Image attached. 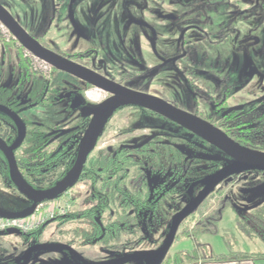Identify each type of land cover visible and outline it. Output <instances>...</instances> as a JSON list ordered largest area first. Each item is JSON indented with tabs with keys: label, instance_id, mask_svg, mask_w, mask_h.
Returning a JSON list of instances; mask_svg holds the SVG:
<instances>
[{
	"label": "flooded vegetation",
	"instance_id": "1",
	"mask_svg": "<svg viewBox=\"0 0 264 264\" xmlns=\"http://www.w3.org/2000/svg\"><path fill=\"white\" fill-rule=\"evenodd\" d=\"M167 1L169 6L166 5ZM196 1L198 2L177 4L176 8L173 9L170 7L173 4L172 0H164L165 3L158 4L160 7L166 8L162 12L152 8L148 12V19L131 17V21L139 24L142 31L134 42L126 39L115 44L111 43L114 48L108 49H114L115 54L110 55L102 54L100 46H98L99 48L92 46V42L101 37H95L94 40L77 22L73 10L76 0L70 2L67 18L64 22L72 33V40H74L68 48L65 45L62 46V39L57 40L50 36L53 32L52 29L42 32L41 35H36L32 30L30 32L26 30L12 16L32 38L53 54L116 83L124 90L127 89L168 102L198 118L202 123L222 131L246 149L260 153L256 148L243 145L239 139L257 138L255 141L257 145H264V83L255 95L252 80L246 75L245 70L240 73L235 81H231V77L221 74L227 68L225 61L222 70L218 69L217 73L213 75L214 82L211 83V88H206L207 91L202 90V81L199 78L194 81L191 79L192 76L198 77L201 71H197L193 67V65L198 64L197 55L196 50L189 46L187 37L190 34H194L196 37L197 34L199 39L204 40L209 34H205L202 24L208 25L210 23L211 29L214 27V22L209 19L210 17H205L207 11L204 9H210L207 7L209 3L204 0ZM260 1L262 2V0ZM228 8V12L232 15L230 4ZM98 16L101 19L106 17V14L101 11ZM157 17L159 20H156ZM174 31H179V35H172ZM44 35L52 38V46L41 41ZM80 41L89 44V46L80 47ZM0 43L7 53L6 83L1 82L4 77L2 67L4 63L0 64V105L7 107L10 112L16 114L25 125L24 139L14 151L19 171L22 177L36 190L53 188L75 166L82 142L93 122L94 115H84L85 108L97 109L114 96L93 85L85 78L76 77L63 71L61 72L72 76L78 82L76 86L62 92L53 81H45L43 70L37 67V63L42 61L23 47L10 30L7 29V34L0 33ZM13 60H16L15 67L11 66ZM46 65L50 67L52 74L54 71H60L48 64ZM231 65L236 67V64L229 60L228 68ZM256 73L264 79V72L258 71ZM156 77L161 82H155ZM155 86L161 89L159 94L155 93ZM94 89L105 93L104 99L99 104H92L91 101H88V93ZM172 94H174V98ZM188 98L199 106L198 110H183L178 106L182 100L185 102ZM64 105V111H60L59 108ZM129 107L138 110L146 118L159 119L160 126L169 129V135L192 140L187 143L188 146L183 147L167 141L162 142L156 135L143 130L146 132L143 134V140H137L138 135L136 140L97 150L98 143L103 138L113 117L121 110ZM51 111L55 113L64 112L68 118L58 120V123L61 122L59 125L49 127L43 121L45 119L44 114ZM3 113L6 114L7 119H0V138L8 146H12L19 137V127L8 113ZM39 117L43 121H39ZM202 147L207 148L205 156L199 151ZM19 151H22V157L18 156ZM191 151L196 154H192ZM262 151L264 152V149ZM260 154L264 155L263 153ZM204 159L214 164L211 168L212 171L205 178L198 166ZM4 163L7 181L13 188L10 190L26 198L11 180L10 167L6 158ZM220 164L224 165L223 170L235 165L236 162L215 145L162 115L137 105H121L105 124L77 180L55 198L61 204L68 203L67 210L64 213L56 214L52 219L42 224L45 229L38 239V244H50L48 241L43 242L42 238L47 228L52 224H55V230L59 231L68 223L85 221L89 225V230L82 234L85 247L93 245L104 251L115 250L119 252L127 249L134 250L139 245L148 246L151 243L148 251L159 250L155 246L153 237L160 226L166 222L168 214L165 215V208H167L168 201L178 194L192 199L196 196V199L204 190L205 182L222 171L217 173L214 171L216 168L217 171L220 169ZM243 173H252V171ZM256 173L264 175V172L258 171ZM231 176L226 177L219 184ZM79 184L85 186L82 210L76 209L79 207L76 205V201L81 194L72 193V190ZM193 186L195 188L194 193L189 195L188 190ZM248 187H244L242 191L243 200L247 202L244 206L252 201L251 194L245 191ZM213 190L206 199L213 193ZM226 198H229L231 202L234 200L231 197L226 196ZM203 202L194 210L196 213ZM188 206L174 216L171 221L172 224L167 223L166 227L170 233L177 216ZM172 208L174 207L169 206L168 210L171 211ZM219 212L220 210L217 211V213ZM186 216L181 219L179 227L186 221ZM20 234L23 235L25 248L20 253L19 259L16 257L9 260L7 264H16L23 258L26 260V252L32 246L38 245L33 243L35 241L33 237L30 239L24 237L30 233ZM123 235H127L128 238L122 240ZM61 247H70L74 251L77 248H73V245L68 243ZM35 251L32 253L30 262L33 260ZM58 251L72 254L81 261V256L74 251ZM113 257L115 256L106 255L103 258L99 256L92 260L99 261V263L94 264H105L124 259ZM147 259L155 264L158 256L153 255ZM39 260L34 259V262ZM24 261L20 264H23ZM131 262L126 264H131Z\"/></svg>",
	"mask_w": 264,
	"mask_h": 264
},
{
	"label": "rangeland",
	"instance_id": "2",
	"mask_svg": "<svg viewBox=\"0 0 264 264\" xmlns=\"http://www.w3.org/2000/svg\"><path fill=\"white\" fill-rule=\"evenodd\" d=\"M72 0H0L4 7L18 20V22L29 32L32 30L34 34L41 35L42 32L50 29L53 32L50 34L52 38L62 39V46L66 48L74 42L72 40L71 32L68 27L65 26L66 16L68 14V7ZM166 1V0H165ZM198 2L196 0H172L173 9L177 4H190V2ZM209 3L207 7L210 9H204L207 11L206 18L210 17L214 22V27L211 29L210 23L208 25L202 24V28L208 37L204 40L199 39V35L190 34L187 37L189 46H192L196 50V60L198 64L193 65L194 69L201 71L199 76H192L194 81L199 78L202 81V90L207 91V87L211 88L213 84V75L223 68V62L226 64V71L221 72L225 76L231 77V81L238 79L241 72L246 73L252 80V88L256 95L260 87L263 86L264 79H262L256 72H264V1L260 0H204ZM165 3L164 0H76L73 10L76 16L77 22H79L96 41L92 42V46L101 47L102 54H115L114 48L111 43L120 42L122 40H134L142 31V28L136 22L131 21V17L134 19H148V12L153 9L162 12L166 8L160 7L158 4ZM229 4L231 5V12L229 10ZM166 5L169 6L168 1ZM248 5H250L248 7ZM106 14V17L99 19L98 14ZM202 18L203 20H209ZM156 20H159L157 17ZM223 22V23H221ZM217 30V33L215 31ZM2 34H7L2 31ZM200 34V33H199ZM172 35H179V31H174ZM44 35L41 38L43 43L51 44L52 38ZM174 37V36H173ZM44 39V40H43ZM54 41V40H53ZM136 41V40H135ZM198 43H197V42ZM201 42V43H200ZM79 46L87 47L89 44L79 42ZM109 48V49H108ZM220 57V58H219ZM231 60L236 64L228 68V61ZM4 69V77L1 79L2 83L7 82V53L6 49L0 43V64ZM220 62V65H219ZM37 67L43 70L45 81L52 82L56 87L65 92L68 88L76 86L78 82L72 76L63 73L61 71H54L53 74L49 66H46L43 62L37 63ZM16 60H13L11 66L15 67ZM246 68V69H245ZM248 69V70H247ZM155 82H161L159 78H155ZM212 83V84H211ZM155 93L159 94L160 88L154 87ZM105 93L99 90H91L88 93V101L92 104H99L104 99ZM174 98V94H172ZM190 97V96H189ZM180 96L178 97V99ZM202 98V97H201ZM183 102V104H182ZM180 108L183 110L197 109L198 105L189 98L187 101H181L179 103ZM65 105L60 107V111H64ZM44 110V109H43ZM58 111V110H57ZM41 116V115H40ZM44 121L49 127L59 125L58 120L67 119V115L64 112H48L44 114ZM36 119V117H33ZM159 119L146 118L141 112L133 108H126L117 113L111 120L107 131L103 138L98 143V149L106 148L108 146L114 147L122 142H128L131 140H143L146 132L156 135L161 141H167L174 145L185 147L188 146V142L192 139L181 138L180 136L169 135L167 127L160 126ZM143 130H147L143 132ZM200 152L207 154V148L202 147ZM192 154H196L191 151ZM19 157H22V151L18 153ZM193 157V156H191ZM220 162V161H219ZM218 164V163H217ZM211 161L204 159L199 163V168L203 177L205 178L212 170ZM224 165L220 164V169L214 170L219 172ZM258 171H252V173H238L231 176L229 179L223 181L221 184L215 187L213 193L203 202L198 212L187 218L182 226L179 227L176 239L170 248L168 254L175 255L176 252L192 249L198 243L204 244V238L200 240L195 236H202L203 233L198 235L192 231L195 224L198 222L200 216L217 214V208L220 206L221 198L225 196L231 197L233 202H230L228 207L224 208L221 214L220 221H218L216 227L209 228V244H211L213 253L225 254L231 252H244V253H260L264 254V235L260 238L252 237L249 234H245L239 227V214L238 208L245 207L247 202L243 200V188H250L255 182H263L264 175L256 173ZM261 172V171H260ZM7 175L5 174L4 159L0 157V209L4 211H22L31 205V202L18 194L17 192L10 190L13 189L9 181H7ZM259 185V184H258ZM261 188V187H260ZM258 188L257 190H260ZM251 188L252 200L255 198ZM224 192V196H221L218 192ZM73 194L79 195L76 205L79 206L78 210H82L84 203V184L76 185L72 190ZM196 197V196H195ZM195 197L189 198L185 195L178 194L173 196L168 201L167 208H165L166 222L160 226L154 235L155 246L157 249H162L170 235V230L167 229V223H171L174 216L183 208L190 205ZM234 197V198H233ZM192 199V200H191ZM174 200V201H173ZM224 200V199H223ZM169 206L174 208L168 210ZM167 211V212H166ZM165 219V218H164ZM172 224V223H171ZM58 227V225H57ZM55 224H52L47 228L44 240L57 246H63L66 243L73 245V248L77 247L75 252L81 256L88 264L99 263V261H93L92 259L97 257H104L106 255L115 256L113 258H125L135 253H144L148 251L151 243L148 246L139 245L132 249L104 251L98 249L97 246L89 245L84 246L82 234L89 230V225L85 221H75L63 226L62 229L55 230ZM187 229L191 232V238L185 237L183 231ZM264 230V229H263ZM58 231V232H57ZM60 232V233H59ZM208 232V231H207ZM128 238L127 235L122 236V240ZM201 239V238H200ZM198 242V243H197ZM25 242L23 241V235L12 230L10 232H0V264L2 262H8L20 256L21 252L25 248ZM264 257V256H259ZM19 258V257H18ZM33 260L30 264H82L74 255L68 254L63 251L52 250L48 252L35 251ZM39 260L38 262H34ZM200 259V258H199ZM211 259V258H210ZM95 260V259H94ZM192 260H188L185 264H191ZM194 263V262H193ZM131 264H154L147 258L134 259Z\"/></svg>",
	"mask_w": 264,
	"mask_h": 264
},
{
	"label": "water",
	"instance_id": "3",
	"mask_svg": "<svg viewBox=\"0 0 264 264\" xmlns=\"http://www.w3.org/2000/svg\"><path fill=\"white\" fill-rule=\"evenodd\" d=\"M0 23L3 24L8 30H10V32L18 39L23 47L29 50L36 58H38L42 62L54 67L57 70L72 74L76 77L85 78L93 85L114 96L104 102L97 109L85 108L84 115H94V119L89 131L86 134V137L82 142L77 162L63 180L58 182L53 188H49L47 190H36L22 177L18 168V163L14 151L17 147L20 146L24 139L25 125L16 114L10 112L7 107L0 105V111L8 113L19 127V137L12 146H8L7 143L0 138V150L8 161L10 167V178L12 182L18 188V190L31 202V205L22 211L10 212L0 209V217L9 219L29 217L33 213L37 204L43 201L55 199L64 191H66L77 180L83 169V165L85 164L88 155L92 151L96 140L101 134L105 124L107 123L113 112L121 105L141 106L184 126L191 132L197 134L206 141L218 147L229 158L235 160L236 164L223 169L213 178L208 179L205 182L206 186L204 190L199 194L195 201L177 216L172 227L170 237L162 249L147 251L144 253H135L120 261L105 264H126L133 261L134 259L148 258L153 255L158 256L159 259L156 262V264H158L161 259L169 253L170 248L175 241L181 219L193 212L223 179L228 176L234 174L236 175L238 173H243L246 171L264 172V155L246 149L234 140L230 139L225 133L216 129L215 127L202 123L198 118L189 115L188 113L174 107L173 105L159 98L135 93L127 89L124 90L116 83H113L72 61L53 54L51 51L47 50L45 47L39 44L34 38H32L1 3ZM86 110H88V112H86ZM37 248L74 251L70 247H61L54 244H38L32 246L26 252V260L23 264H29L32 253ZM80 259L83 264H88L82 257H80Z\"/></svg>",
	"mask_w": 264,
	"mask_h": 264
},
{
	"label": "trees",
	"instance_id": "4",
	"mask_svg": "<svg viewBox=\"0 0 264 264\" xmlns=\"http://www.w3.org/2000/svg\"><path fill=\"white\" fill-rule=\"evenodd\" d=\"M0 33L2 32L0 31ZM28 65L30 66V63H28ZM0 119L6 120L7 119L6 114H4L3 112H0ZM251 135L253 136L254 134L252 133ZM256 139L257 138L255 139L241 138L239 140L241 141L243 145L247 147L256 148L258 149L260 153L264 154V152L262 151L264 149L263 148L264 145L258 146L257 143L255 142ZM0 155L1 157H3V159H5V156L1 151H0ZM251 188H254L253 194H255L254 196L255 198H253L251 203H249L245 207L240 208V209L238 208V211L236 212H238L240 216L238 220H239V227L242 230V232H244L245 234H249L252 237L260 238L262 235H264V230H263L264 229V181L255 182L254 185H251L250 188L248 187L247 190H245L246 193L251 194ZM258 188H260V190H257ZM194 190H195L194 186L190 187L188 190L189 195L193 194ZM222 191L220 190L218 193L221 196H224V192ZM221 199L222 200L220 201V206L217 208V211L220 210V212L217 214H210L208 216L207 215L200 216L199 219L197 220L198 222L195 224V227L192 231L194 233L192 235H198L199 233H205L207 231L209 232L208 230L209 228L216 227L218 221H220L223 207L225 206L228 207L229 206L228 204L231 202V200L229 198H226V196ZM195 214H196V211H193L185 218H190L194 216ZM44 229L45 227L41 226L36 231L28 235H24V237L26 239H30L33 237L35 239L33 243L38 244L39 243L38 239L42 235ZM183 235H185V237L191 238V232L187 229L183 231ZM196 237L197 236H195V238ZM176 239H178V235H176L175 240ZM36 251H48V250L45 248H38L36 249ZM203 254H205L206 256H208L209 258L215 261H230V260L242 261V260L253 259L259 256H264V254L244 253V252H231L228 254H225V253L224 254H214L210 250L208 245L206 244L200 245L198 243L197 245H195V247H193L190 250L185 249V250L178 251L173 256L170 254H167L164 258L161 259V261L158 264H185L186 262H188L189 259L192 260L191 264H193V262L198 260L200 257H203ZM24 260L25 258H23V260H21L20 262L16 264H20Z\"/></svg>",
	"mask_w": 264,
	"mask_h": 264
},
{
	"label": "built area",
	"instance_id": "5",
	"mask_svg": "<svg viewBox=\"0 0 264 264\" xmlns=\"http://www.w3.org/2000/svg\"><path fill=\"white\" fill-rule=\"evenodd\" d=\"M0 30L7 33V28L1 23ZM67 207L68 203L61 204L55 199H52L37 204L33 213L29 217L19 219L0 217V232H10L12 230L23 234L34 232L47 220L52 219L56 214L64 213L67 210Z\"/></svg>",
	"mask_w": 264,
	"mask_h": 264
},
{
	"label": "crops",
	"instance_id": "6",
	"mask_svg": "<svg viewBox=\"0 0 264 264\" xmlns=\"http://www.w3.org/2000/svg\"><path fill=\"white\" fill-rule=\"evenodd\" d=\"M210 233L209 232H205L202 234V236H197V238H199V242H201L200 240H202V238H204L205 242L204 244L208 245V247L210 248V250L213 252V249H212V246L211 240H209V235ZM201 238V239H200ZM42 241L46 242V240H44V238H42ZM190 250V249H188ZM220 254H224V252L220 253ZM256 254H260V253H256ZM19 256H17V259ZM16 259V260H17ZM18 261V260H17ZM1 264H7V262H2ZM193 264H264V257H255L253 259H249V260H242V261H239V260H230V261H215L213 259H210L208 256H206L205 254H203V257H200V259L196 260Z\"/></svg>",
	"mask_w": 264,
	"mask_h": 264
}]
</instances>
